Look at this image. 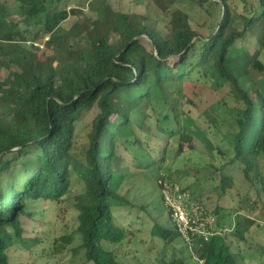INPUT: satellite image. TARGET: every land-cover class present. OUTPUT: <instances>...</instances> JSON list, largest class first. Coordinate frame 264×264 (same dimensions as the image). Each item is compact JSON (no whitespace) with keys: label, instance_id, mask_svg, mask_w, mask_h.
I'll list each match as a JSON object with an SVG mask.
<instances>
[{"label":"trees","instance_id":"trees-1","mask_svg":"<svg viewBox=\"0 0 264 264\" xmlns=\"http://www.w3.org/2000/svg\"><path fill=\"white\" fill-rule=\"evenodd\" d=\"M175 1L181 6L187 3ZM188 1L208 16L215 13V26L207 34L203 27L193 28L184 11L160 3L168 16L160 29L153 17L144 15L134 26L128 14L115 12L107 22L104 11L98 10L100 28L88 35L86 48L73 50L72 60L66 61L72 41L85 31L75 23L65 32L62 25L81 14L80 10L61 8L63 0H0V71L4 72L0 85V264H10L8 252L15 244L27 243V249H32L42 243L38 238H22L21 219L27 215L28 202L61 203L70 194L71 173L78 171L72 165L77 154L75 130L90 111L94 117L84 136L86 145L79 152L83 192L70 201L77 225L72 234L50 246L53 254H61L76 236L80 244L72 251H83L84 264H121L113 250L102 246H120L134 235L114 223L112 208L132 207L119 192L129 178L120 149L130 139L141 144L136 127L143 140H151L146 110L155 115L158 132L178 140L176 154L182 152L183 143L193 151L194 137L208 147L205 131L193 123L178 122L166 102L170 95L173 101L184 100L198 110L189 94L200 101L212 98L203 102L200 116L231 150L227 165L242 166L247 191L236 200L230 241L214 233L206 242L197 239L187 244L174 228L155 224L149 234L162 246L150 264H185L172 246L178 239L197 264H264V176L258 166V159L264 158V89L255 77H264V0L255 4ZM14 7L24 21L23 30L10 17ZM43 37L64 58L56 67L28 60L26 49L34 48L26 43ZM136 114L142 115L140 124L132 119ZM170 118L175 125L171 132L165 127ZM152 137L159 141L156 134ZM218 153L225 158L219 148ZM165 154L164 146H153L145 159L136 160V167L161 163ZM230 182L221 177V193ZM193 201L200 205L197 199ZM253 227L262 233L261 240L253 236Z\"/></svg>","mask_w":264,"mask_h":264},{"label":"rangeland","instance_id":"rangeland-1","mask_svg":"<svg viewBox=\"0 0 264 264\" xmlns=\"http://www.w3.org/2000/svg\"><path fill=\"white\" fill-rule=\"evenodd\" d=\"M187 3L177 4L175 0H63L60 7L67 9H75L82 13L71 16L67 22L62 25L65 32H70L73 25L77 23L84 31L77 41H72V50L66 56V61L72 60L73 50L86 48L88 35L97 31L101 22L98 15L104 11L105 21L109 22L115 12L128 14L132 17L131 21L134 26L139 24L141 17L144 15L153 17L157 20L158 28H162L168 16L165 15L162 9L158 6L159 3L164 7L177 8L184 11L188 16V21L192 27H203V33L207 34L211 26H215V13L208 16L196 5L186 0ZM215 2L219 0H213ZM239 2V0H236ZM249 4H255V0H247ZM241 4H238L240 7ZM98 10H101L100 12ZM10 17L13 21L19 22L21 30L25 29L23 19L18 17L16 8H12ZM99 12V13H98ZM33 31L37 27H31ZM31 30V31H32ZM31 34V38H32ZM30 41V42H29ZM25 46L33 47L34 49H26L28 60L48 62L56 67L64 58L59 57L55 49L47 42V37L33 41L30 39ZM249 53H253L251 47L247 48ZM264 60V59H262ZM253 77V74H251ZM258 77L257 84L264 89V77ZM4 72L0 71V85L3 86ZM247 88V85L243 83ZM223 91H227L225 87ZM193 103L197 104L198 110L192 109L184 103L170 95L166 97V102L173 108V115L176 116L178 122L187 126L192 124L200 131H205V136L208 139V147L199 139L194 137L192 145L194 150L187 149V145L183 143V149L180 154H176L178 140L175 137H168V134H163L157 131V122L155 115L146 110L144 115L147 116V126L150 130V141L143 140V136L137 127L136 138L140 139L141 144L133 143L132 139L121 150L122 162L129 176L127 182L120 188V195H125L132 207L113 209L115 224L120 227L129 228L134 232L133 237L127 242L126 239L120 246H108L102 244L104 248L111 249L117 254V259L121 264H150L154 255L161 248V243L157 238L151 237L149 232L151 227L159 224L168 229L174 228L169 218L168 210L161 200L158 185L159 182L168 180L174 188L185 189L191 196V200L197 199L201 205L203 221L213 220V225H210V230L213 234H224L227 240L231 237L229 230H232L235 218L236 200L245 194L247 191V183L242 174V166L239 163L227 165V162L232 157L231 150L225 144L220 133L215 137L213 130L208 128L209 123L206 122L200 112L204 109L205 103L211 101L212 98H207L200 101L193 94H189ZM176 99V100H175ZM125 102L123 99L122 102ZM177 101H179L177 103ZM201 102V103H199ZM205 102V103H203ZM172 116V115H170ZM94 117V112L90 111L82 123L75 130V148L77 154L74 156L76 160H72V165L76 166L78 173H71V189L70 194L62 198L61 203H56L48 200L37 202H28L26 213L27 215L21 219L22 221V238L25 240L38 238L42 243L27 249V243L15 244L8 252L10 264H84L83 251L76 254L73 253V248L79 246V240L75 236L71 245L62 249L61 254H53L51 242L57 240L63 235H70L76 228V211L70 202L74 195L83 192V186L80 182L78 174H82L80 168L79 152L86 145L85 135L89 131V124ZM142 115H132V119L136 124H140ZM169 132L175 131V125L170 118L166 126ZM156 132V133H155ZM223 133V131H222ZM156 134L158 139L152 137ZM155 136V135H154ZM154 138V139H153ZM148 144V145H147ZM153 146H158L160 149L164 146L166 154L164 160L157 162L152 167H136V160L145 159V155L152 150ZM162 146V147H161ZM126 148V149H125ZM218 148L224 152L225 158L218 153ZM153 157L157 160L158 155ZM259 171L264 176V158L258 159ZM161 168V169H160ZM221 177L230 179V186L224 193H221L220 179ZM194 202V201H193ZM142 208V209H141ZM218 215H215V213ZM223 218L219 220L218 218ZM259 224H262L260 219H257ZM9 231V230H8ZM253 236L262 239V233L252 229ZM129 237V236H128ZM139 240V243L137 240ZM133 240V241H131ZM131 241V242H130ZM176 250V254L184 258L185 264H197V260L188 249L187 245L178 239L172 245ZM27 250V251H26ZM29 250V251H28ZM169 253V252H168ZM187 259V261H186Z\"/></svg>","mask_w":264,"mask_h":264},{"label":"built area","instance_id":"built-area-1","mask_svg":"<svg viewBox=\"0 0 264 264\" xmlns=\"http://www.w3.org/2000/svg\"><path fill=\"white\" fill-rule=\"evenodd\" d=\"M159 184L170 221L181 239L187 244L197 239L206 242L213 235L210 230L213 220L203 221L200 205L189 199L186 191L175 189L168 181Z\"/></svg>","mask_w":264,"mask_h":264}]
</instances>
